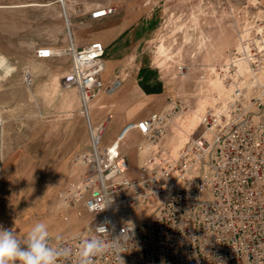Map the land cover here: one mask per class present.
Masks as SVG:
<instances>
[{"label":"built area","instance_id":"built-area-1","mask_svg":"<svg viewBox=\"0 0 264 264\" xmlns=\"http://www.w3.org/2000/svg\"><path fill=\"white\" fill-rule=\"evenodd\" d=\"M57 1L68 46H43L35 56H71L65 82L78 90L89 136L87 148L72 158L81 171L56 193L64 220L81 225L59 241L49 234L51 244L73 251L59 264H73L81 240L93 235L109 244L123 238L92 264H264V38L243 30L228 59L201 75L205 83L218 76L221 85L209 81L203 89L210 102L196 131L188 133L179 122L191 105L175 90L167 109L128 121L105 144L112 115L95 120L91 105L115 94L125 78L120 73L105 81L106 46L95 40L79 47L73 19L104 20L117 6ZM23 80L33 83L27 69ZM4 124L0 116V133ZM135 132L138 174L132 176L123 147ZM101 226L106 231L96 232Z\"/></svg>","mask_w":264,"mask_h":264},{"label":"rangeland","instance_id":"rangeland-1","mask_svg":"<svg viewBox=\"0 0 264 264\" xmlns=\"http://www.w3.org/2000/svg\"><path fill=\"white\" fill-rule=\"evenodd\" d=\"M27 1L0 0V56L18 61L11 75L0 67V116L5 121L0 133V225L25 238L34 224L44 222L50 235L62 238L81 225L64 220L55 195L75 177L72 157L88 145L79 149L58 140L69 132L70 111L79 101L74 86H67L66 79L61 82L64 90L59 82L30 88L22 82L19 64L33 58L37 48L21 49L8 32L19 30L20 35L35 38L42 34L46 44H54V30H62L68 44L63 14L53 6L40 17L33 8L1 7ZM112 4L117 12L107 19H73L74 31L83 33L86 43L101 40L106 46L103 76L112 80L122 73L125 78L115 94L91 105L95 120L112 115L105 144L128 121L167 109L175 90L191 105L182 121L200 105L204 108L210 98L203 89L209 81L214 88L221 81L212 75L205 83L201 75L228 59L243 30L264 38V0H114ZM163 44L166 50H161ZM53 65L38 60L36 71L45 72ZM179 67L185 68L184 75ZM147 71L153 72V81H139L138 86L136 79ZM139 138L131 135L123 147L132 176L138 174Z\"/></svg>","mask_w":264,"mask_h":264},{"label":"crops","instance_id":"crops-1","mask_svg":"<svg viewBox=\"0 0 264 264\" xmlns=\"http://www.w3.org/2000/svg\"><path fill=\"white\" fill-rule=\"evenodd\" d=\"M80 1H82V0H80ZM108 1H109V3H104L103 0L102 1L99 0V2L104 3V4H112L114 2V0H108ZM47 6H49V7L53 6L55 10L59 11V15L62 17L61 6L57 0H49L48 2H47V0H28L27 2H24V3H19V4L16 3V4H12L10 6H1V7H10L13 9L33 8L34 10L37 11L38 16L40 17V14L42 16H44V12H45V9ZM84 18H86V17H84ZM37 29H40V26H38ZM42 29H43L42 31L45 30L44 25H42ZM75 32L76 31L73 32V36L76 38V41H77V44L79 47H82V46L90 43V42L86 43L87 41L84 40L83 33H81V32L75 33ZM8 33L12 34L13 37L15 36V38H16L15 40L18 43L17 46H19L21 49H31V48L33 49L34 48V50H35V48H40L43 46H48V47H51L53 49H56V48H60L59 46H61V47H67L68 46V44L66 43L65 33L62 30H54V35H55L54 44H46L44 41V36L42 34L38 35L37 38H35L33 36L31 37V35H29L28 33L25 36L20 35L19 30H17V31L13 30V31L8 32ZM58 44H62V45H58ZM34 56H35V52H34L33 58H30L27 61H22L19 64V65H21V69H22L21 79H22L23 84H25L24 80H23L24 71L27 69L30 71V73L33 77V83L30 87H32L33 85H37V84L40 87H45L46 85L51 84L52 82H55V83L59 82V89L64 90L65 88L61 85V82H63L67 78V75L71 69V66H72L71 56H69V55L55 56V57H52L49 59H38L36 56L35 57ZM38 60H47V61L51 62L52 64H54L53 65L54 67L50 68L49 70L42 72V73L37 72L36 71L37 70L36 63ZM16 62L18 63V61H16ZM16 62L9 61L6 64H1L0 67L5 66L6 72L8 73V75H11L12 71H14L15 67L18 66L15 64ZM106 70H107V63H106ZM104 79H105V81L110 80L109 77L107 79L104 77ZM139 81H142V83L144 81H146V82L147 81L148 82L153 81V72L147 71L143 75L138 77L136 79L138 86L140 85ZM74 88L76 89L79 101H77V104H75V106L70 111L72 113H70V115H69V118L71 119L70 125L68 126L69 132L68 133H66V132L62 133L58 140L60 143L63 141L65 145L71 144V146H73V147L79 146V149H81V148H83V146L85 147L88 145L89 136H88L87 124H86L85 118L81 112V103H80L79 93H78V90L75 86H74ZM151 89H153V88H151ZM61 95L62 96L64 95L63 92H61ZM65 109L68 111V108H65ZM62 110H64V108ZM139 119H141V118H139ZM122 127L123 126L119 127V131L121 130ZM135 134H138V133L135 132L132 135H135ZM80 171H81V167L73 165V169H72L73 175L77 176ZM55 197H56V195H55Z\"/></svg>","mask_w":264,"mask_h":264},{"label":"clouds","instance_id":"clouds-1","mask_svg":"<svg viewBox=\"0 0 264 264\" xmlns=\"http://www.w3.org/2000/svg\"><path fill=\"white\" fill-rule=\"evenodd\" d=\"M6 63V58L0 56V64ZM104 231L103 226L96 228L98 233ZM122 238L123 235L113 239L111 244L96 235L82 239L73 264H92L93 257L108 248H115ZM56 239L59 241L61 238L57 236ZM72 256V249L50 243L48 226L44 222L34 224L23 240L18 239L12 229L0 225V264H59L62 259ZM118 259L121 260L119 255Z\"/></svg>","mask_w":264,"mask_h":264},{"label":"bare ground","instance_id":"bare-ground-1","mask_svg":"<svg viewBox=\"0 0 264 264\" xmlns=\"http://www.w3.org/2000/svg\"><path fill=\"white\" fill-rule=\"evenodd\" d=\"M161 50H166L164 44L161 45ZM242 67V66H241ZM215 85L219 84V79L213 81ZM103 107V106H101ZM203 104L199 106L198 109H196V111H194L193 113H190L186 118L182 120H180L179 122L183 124L185 130L188 133H193L194 131H196V129L199 126V115L202 113L203 111ZM177 126V125H176ZM178 128V126H177ZM176 127H174L175 131H177L178 137L179 139H187L188 134H184L181 132L180 129H177Z\"/></svg>","mask_w":264,"mask_h":264}]
</instances>
